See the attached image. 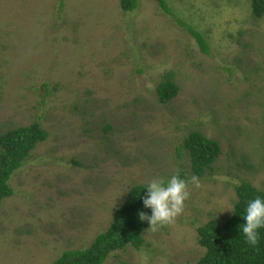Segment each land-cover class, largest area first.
Returning a JSON list of instances; mask_svg holds the SVG:
<instances>
[{"label":"rangeland","instance_id":"rangeland-1","mask_svg":"<svg viewBox=\"0 0 264 264\" xmlns=\"http://www.w3.org/2000/svg\"><path fill=\"white\" fill-rule=\"evenodd\" d=\"M168 3L210 54L155 0L134 12L120 0H0V137L34 123L48 133L9 183L0 264L90 247L133 187L176 173L183 211L105 264H197L198 229L231 218L242 183L264 191V17L251 0ZM169 83L177 95L163 103ZM194 132L221 148L203 177L184 144Z\"/></svg>","mask_w":264,"mask_h":264},{"label":"trees","instance_id":"trees-1","mask_svg":"<svg viewBox=\"0 0 264 264\" xmlns=\"http://www.w3.org/2000/svg\"><path fill=\"white\" fill-rule=\"evenodd\" d=\"M64 1L61 0V6ZM155 1L165 13L187 29L202 53L210 54V46L204 35L178 18L169 7L168 0ZM139 5L140 0H120V6L125 12H134ZM251 9L254 17H264V0H251ZM177 91L178 87L173 83L161 86V101H170L177 95ZM47 138V131L39 123L9 130L0 137V210L3 200L14 194L9 184L14 174L25 166L36 146ZM184 144L190 153L193 173L203 177L221 153L219 143L194 132ZM143 187L144 185H137L130 190L124 204L114 214L111 226L99 234L90 247L65 251L53 264H105L112 252L130 245L139 249L144 244L143 232L149 226L146 220H140L139 212H151L142 202L146 193V188ZM257 195L264 197V191L256 189L250 183H242L237 187L238 200L231 218L224 224L212 220L198 229L199 243L206 252L197 264H264V228L259 230L257 243L251 245L245 241L238 227L244 222L241 215L247 201Z\"/></svg>","mask_w":264,"mask_h":264},{"label":"clouds","instance_id":"clouds-1","mask_svg":"<svg viewBox=\"0 0 264 264\" xmlns=\"http://www.w3.org/2000/svg\"><path fill=\"white\" fill-rule=\"evenodd\" d=\"M191 182L199 186L197 177L192 176ZM145 188L146 193L142 197V202L151 212L149 214L140 211L139 218L142 221L146 220L149 225L147 229L151 230L173 222L183 211L184 202L190 195L188 181L178 173L168 177L154 176L144 185L143 189ZM234 207L233 204L223 211L233 210ZM241 216L244 222L238 226L239 232L243 234L247 243L255 245L259 238V230L264 228V197L257 195L247 201Z\"/></svg>","mask_w":264,"mask_h":264}]
</instances>
